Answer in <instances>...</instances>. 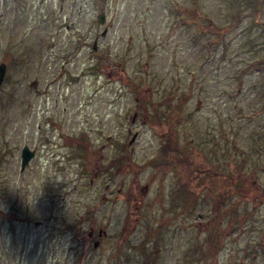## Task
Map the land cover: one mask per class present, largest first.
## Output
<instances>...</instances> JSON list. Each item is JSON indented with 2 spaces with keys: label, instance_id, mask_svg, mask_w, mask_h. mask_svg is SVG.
I'll return each mask as SVG.
<instances>
[{
  "label": "rangeland",
  "instance_id": "rangeland-1",
  "mask_svg": "<svg viewBox=\"0 0 264 264\" xmlns=\"http://www.w3.org/2000/svg\"><path fill=\"white\" fill-rule=\"evenodd\" d=\"M1 61L0 264H185L217 229L203 262L264 264V0H0ZM167 130L208 170L154 166Z\"/></svg>",
  "mask_w": 264,
  "mask_h": 264
},
{
  "label": "trees",
  "instance_id": "trees-1",
  "mask_svg": "<svg viewBox=\"0 0 264 264\" xmlns=\"http://www.w3.org/2000/svg\"><path fill=\"white\" fill-rule=\"evenodd\" d=\"M249 1V0H248ZM256 10V9H255ZM256 12V11H255ZM155 118H159L158 114L155 115ZM173 131L167 130L166 133L169 136V142L167 143L166 141L163 142V147L164 150L167 149V146H169L170 148V152L169 155L167 157H165V159H160V160H153L152 164H154V166H161L164 169H174L176 166H189V170L192 172L194 171H207L208 169L203 168L202 169V165L201 163L198 162V159L194 156L193 154V150L191 149L190 146L188 145H184V144H180L178 139H174L172 138V133ZM168 158V159H167ZM112 164H120V161H113ZM171 166V167H170ZM214 170V169H213ZM211 171V169H210ZM237 172L240 175V172L237 170H233L232 168L227 172L224 173V171H218L216 169V171H211L212 173V178H214V180H219V181H229L228 185L223 184V183H217L216 186L219 187L220 189H224L226 191L227 194L231 193L232 190H235L237 193H239V196H244V198H248L250 196H252V193H250L249 190V186L247 184H242L240 183V180H238V176H237ZM242 187V188H241ZM216 187L213 188V190H215ZM229 191V193H228ZM250 195V196H249ZM248 196V197H247ZM217 228L214 229V231ZM219 230L217 229V231H215V233H217ZM215 233H208V236L206 237V241L209 242V237H211L212 235H214ZM212 242V241H211Z\"/></svg>",
  "mask_w": 264,
  "mask_h": 264
},
{
  "label": "flooded vegetation",
  "instance_id": "flooded-vegetation-1",
  "mask_svg": "<svg viewBox=\"0 0 264 264\" xmlns=\"http://www.w3.org/2000/svg\"><path fill=\"white\" fill-rule=\"evenodd\" d=\"M228 183H229V181H227V180L223 181V184L228 185ZM212 186H213V188L216 187L215 190H221V192H224V194L226 193V191L224 189H220L216 185L215 186L212 185ZM189 188H190V186H189ZM185 192H187V194L185 195L186 197H184L183 199L185 200L187 198H191L190 194H191L192 190L188 189ZM211 192L213 193L214 190L212 189ZM129 194L134 198V196L132 195L131 192ZM224 194L220 197V199H222L224 196H226ZM188 200H190V199H188ZM199 216H201V215H199ZM198 225L201 228L204 227V225L200 221L198 222ZM93 235H94V231H93V234L91 236H87V238L85 240L92 239ZM211 239H212V243H205V244L195 243V244H190V245L186 246V248L183 251V260H184L185 264H198L199 263L198 259L200 261H202L204 258H210L213 256L214 253L219 252L220 248L223 247V242L218 243L217 237L215 235H212ZM210 262H211V264H214V260L211 259ZM202 264H207V262L204 261ZM240 264H242V261H240Z\"/></svg>",
  "mask_w": 264,
  "mask_h": 264
},
{
  "label": "water",
  "instance_id": "water-1",
  "mask_svg": "<svg viewBox=\"0 0 264 264\" xmlns=\"http://www.w3.org/2000/svg\"><path fill=\"white\" fill-rule=\"evenodd\" d=\"M99 21L103 22L104 20V13H100L99 14ZM104 34V31L103 33ZM93 48H95V44L93 46ZM5 71H6V63L5 62H0V85L4 79V75H5ZM32 85H35L36 82L32 81L31 83ZM135 116V114L133 115ZM135 137V135L133 136V138ZM33 155V151L29 150L27 146H24L21 152V167H24V164L27 163L28 158H30ZM98 244V241L95 242L94 245Z\"/></svg>",
  "mask_w": 264,
  "mask_h": 264
}]
</instances>
